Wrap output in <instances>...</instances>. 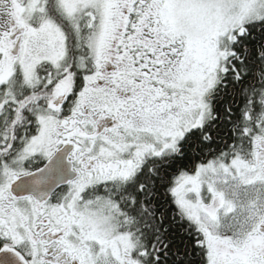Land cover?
<instances>
[{"label": "snow or ice", "instance_id": "6c2138e0", "mask_svg": "<svg viewBox=\"0 0 264 264\" xmlns=\"http://www.w3.org/2000/svg\"><path fill=\"white\" fill-rule=\"evenodd\" d=\"M0 264H264V0H0Z\"/></svg>", "mask_w": 264, "mask_h": 264}]
</instances>
